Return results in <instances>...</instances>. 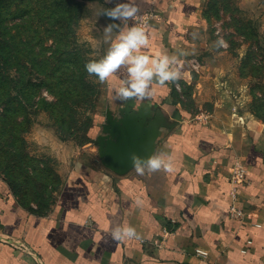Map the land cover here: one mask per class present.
Segmentation results:
<instances>
[{
  "label": "crops",
  "instance_id": "0c3cea01",
  "mask_svg": "<svg viewBox=\"0 0 264 264\" xmlns=\"http://www.w3.org/2000/svg\"><path fill=\"white\" fill-rule=\"evenodd\" d=\"M136 2L150 28V46L143 51L184 53L189 31L201 19V0ZM170 88L158 87L152 100L114 99V105L117 110L127 103L135 109L149 105L146 122L162 111L155 152L169 153L174 170L117 174L90 144L46 214L22 204L0 178V264H264L262 124L208 123L176 104ZM98 119L104 122V115ZM240 168L234 185L232 176ZM233 203L243 210L241 218L231 216ZM124 224L141 238L113 240L112 229Z\"/></svg>",
  "mask_w": 264,
  "mask_h": 264
},
{
  "label": "rangeland",
  "instance_id": "374dc122",
  "mask_svg": "<svg viewBox=\"0 0 264 264\" xmlns=\"http://www.w3.org/2000/svg\"><path fill=\"white\" fill-rule=\"evenodd\" d=\"M117 0H9L0 11V178L31 210L51 212L71 168L117 112L85 64L108 45L103 14ZM183 77L171 99L208 123L264 128V0H201ZM198 34L193 39V34ZM222 36L227 48L213 42Z\"/></svg>",
  "mask_w": 264,
  "mask_h": 264
},
{
  "label": "clouds",
  "instance_id": "9594fccd",
  "mask_svg": "<svg viewBox=\"0 0 264 264\" xmlns=\"http://www.w3.org/2000/svg\"><path fill=\"white\" fill-rule=\"evenodd\" d=\"M148 4H155L156 0H145ZM141 9L136 0L119 3L114 8L102 9L98 15H105L121 24L111 23L103 29V43L108 45L106 51L98 59H90L85 64L89 76H95L99 83L109 84L113 99L127 101L135 98L143 101L153 99L158 87L176 84L182 79V56L186 53H162L154 56L146 54L144 49L150 46V28L147 17L140 14ZM129 21L133 25L129 26ZM198 34H193L196 39ZM216 49L227 48L228 43L222 37L213 42ZM119 73L123 78L118 85L112 81ZM133 169L136 174L144 176L158 171L172 172L174 170L173 157L164 151L155 152L146 159L132 156ZM140 204V201H137ZM112 239L121 242L141 238L136 228L124 224L114 227L111 231Z\"/></svg>",
  "mask_w": 264,
  "mask_h": 264
},
{
  "label": "water",
  "instance_id": "95a60500",
  "mask_svg": "<svg viewBox=\"0 0 264 264\" xmlns=\"http://www.w3.org/2000/svg\"><path fill=\"white\" fill-rule=\"evenodd\" d=\"M127 103L118 108L119 115L108 111L101 123V133L96 136L103 162L115 173L126 174L133 169L132 156L148 158L155 151L156 139L160 134L163 113L146 122L149 105L139 109Z\"/></svg>",
  "mask_w": 264,
  "mask_h": 264
},
{
  "label": "built area",
  "instance_id": "2783aa9c",
  "mask_svg": "<svg viewBox=\"0 0 264 264\" xmlns=\"http://www.w3.org/2000/svg\"><path fill=\"white\" fill-rule=\"evenodd\" d=\"M243 168H240L238 170L235 171V173L233 174L232 176V179H233V183L234 185H237L238 181H240V176H241V173L243 172ZM236 192H237V189L236 187L234 186V189L232 190V196L233 198L235 199L236 197ZM230 213H231V216L233 218H241L242 215H243V210H241L240 208H238L234 203L232 204L231 208H230ZM165 233H167V230H165ZM165 238V236H164ZM164 238L162 239V241H159L157 240V244L158 246H160L163 241H164ZM196 253L204 258H206L208 256V252L204 251V250H201V249H197L196 250Z\"/></svg>",
  "mask_w": 264,
  "mask_h": 264
},
{
  "label": "trees",
  "instance_id": "16d2710c",
  "mask_svg": "<svg viewBox=\"0 0 264 264\" xmlns=\"http://www.w3.org/2000/svg\"><path fill=\"white\" fill-rule=\"evenodd\" d=\"M9 0H0V11H2Z\"/></svg>",
  "mask_w": 264,
  "mask_h": 264
}]
</instances>
